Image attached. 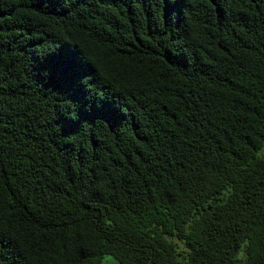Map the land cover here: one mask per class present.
I'll return each mask as SVG.
<instances>
[{"label": "trees", "instance_id": "obj_1", "mask_svg": "<svg viewBox=\"0 0 264 264\" xmlns=\"http://www.w3.org/2000/svg\"><path fill=\"white\" fill-rule=\"evenodd\" d=\"M0 264H264V0H0Z\"/></svg>", "mask_w": 264, "mask_h": 264}, {"label": "rangeland", "instance_id": "obj_2", "mask_svg": "<svg viewBox=\"0 0 264 264\" xmlns=\"http://www.w3.org/2000/svg\"><path fill=\"white\" fill-rule=\"evenodd\" d=\"M109 260V258L106 257L105 261Z\"/></svg>", "mask_w": 264, "mask_h": 264}]
</instances>
